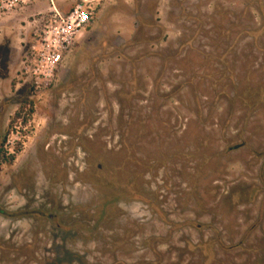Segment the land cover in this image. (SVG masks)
<instances>
[{
    "label": "rangeland",
    "instance_id": "374dc122",
    "mask_svg": "<svg viewBox=\"0 0 264 264\" xmlns=\"http://www.w3.org/2000/svg\"><path fill=\"white\" fill-rule=\"evenodd\" d=\"M1 211L0 264H264V0H0Z\"/></svg>",
    "mask_w": 264,
    "mask_h": 264
},
{
    "label": "built area",
    "instance_id": "2783aa9c",
    "mask_svg": "<svg viewBox=\"0 0 264 264\" xmlns=\"http://www.w3.org/2000/svg\"><path fill=\"white\" fill-rule=\"evenodd\" d=\"M93 20V11L84 4L71 11H53L51 20L39 36L37 46L32 47L33 76L50 84L62 68L73 48L82 40Z\"/></svg>",
    "mask_w": 264,
    "mask_h": 264
},
{
    "label": "flooded vegetation",
    "instance_id": "af4514ba",
    "mask_svg": "<svg viewBox=\"0 0 264 264\" xmlns=\"http://www.w3.org/2000/svg\"><path fill=\"white\" fill-rule=\"evenodd\" d=\"M99 169H101V168L99 167ZM232 199H233V198H232ZM236 199H237V198H236ZM236 199H235V200H236ZM221 200H223V196L219 198V201H221ZM238 203H239V202L237 201L236 204L238 205ZM0 215L5 216V214L3 213V211L0 212ZM27 216H30V213L27 214ZM23 217L26 218V213L23 214ZM49 219H50V220H53V221H54V220L56 221V219H55L53 216H49Z\"/></svg>",
    "mask_w": 264,
    "mask_h": 264
},
{
    "label": "trees",
    "instance_id": "16d2710c",
    "mask_svg": "<svg viewBox=\"0 0 264 264\" xmlns=\"http://www.w3.org/2000/svg\"><path fill=\"white\" fill-rule=\"evenodd\" d=\"M26 108H27V104H25L24 106H22V108L20 109V112L17 114V117H20L21 116V113H23L24 112V110H26ZM31 113L30 114H32V110L30 111ZM14 159V157H12V160Z\"/></svg>",
    "mask_w": 264,
    "mask_h": 264
}]
</instances>
